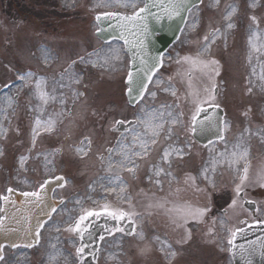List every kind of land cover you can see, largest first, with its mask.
I'll return each instance as SVG.
<instances>
[{"label": "rangeland", "instance_id": "obj_1", "mask_svg": "<svg viewBox=\"0 0 264 264\" xmlns=\"http://www.w3.org/2000/svg\"><path fill=\"white\" fill-rule=\"evenodd\" d=\"M130 2L135 3L136 7L121 6L123 3H129V0H0V195L5 194L9 187L29 189L39 185L45 177L56 175L62 162L55 149L63 145L71 149L66 152L68 157L65 158L81 163L79 169L82 167L83 169L79 174H85L88 159L79 160L80 153L72 144L78 143L85 136L104 143L106 135L113 131L110 130L112 124L120 119H136L139 125L133 129L136 131L140 129L143 133L144 125L139 123V117L143 115L141 109H158L162 102H168V98L172 96L173 88L168 83L169 76L173 74L172 60L192 52H196L197 55H208L212 51V55L219 56L220 47L217 45L219 35L213 38L214 42L209 43L211 49L206 50L203 38L206 35L210 36V30L215 31L220 26L217 20L220 17V8L228 13L231 7L227 2L222 4L220 0H206L201 7L194 10L184 40L182 39L166 58L165 71L154 78L145 103L140 104L138 109H129L124 98L128 61L123 58V49L115 42L102 44L97 41L94 33L97 29L95 22L97 14L107 11L131 13L141 5L139 0ZM200 25L207 27L202 34L197 29ZM188 38L189 45L186 41ZM192 44L196 46V50H192ZM230 47L231 44L225 49ZM110 49L118 50L119 58L105 63V57ZM246 51L249 55L247 58L244 56L241 64L245 78L238 88H234L233 84L230 86L233 88L232 91L242 96L251 89L257 94L258 99L261 95L264 101V76L260 72L261 68L264 71V61L261 67H257L255 62L261 61L250 56V53L254 55L256 53L249 51L247 46ZM230 52L225 53L224 71L225 75L229 74V82L232 83L233 77L230 74L239 75L240 71L234 61L237 56L229 58ZM93 53L98 55H89ZM46 55L50 57L47 60ZM81 57L84 58L83 61ZM65 69H69L71 79L66 77L61 81V74ZM27 72H32L34 76L26 84L18 79V76ZM37 78H44V91L49 96H55V101L49 99L45 104L37 97L35 94ZM10 82L14 83L12 88L1 92ZM61 83L65 87H60ZM221 85L224 88L226 83ZM152 92L156 93L155 97L151 96ZM80 93L82 95H79ZM9 98L12 101L11 106L8 104ZM61 100L64 103H61ZM224 101L229 106H234L236 102L228 98ZM72 102H75L73 106ZM70 109L73 110V114L67 119L65 116L67 117ZM255 109L259 111V107ZM234 110L236 111L232 108L233 114ZM37 118L41 119L42 126L34 137L33 129L36 128ZM49 118L55 123L51 131H46L44 122ZM256 119L260 120L258 117ZM230 122L233 124L237 121ZM15 124L25 129L22 130ZM167 126L168 123L164 129ZM21 157L27 158L23 167ZM222 165L224 164L220 163V168H226ZM167 181L169 186L177 183L176 178H169ZM201 182L208 190L194 194L196 199H203L206 192L222 194L221 190H216L221 184L219 177L202 179ZM221 186H224V183ZM152 187L155 191L160 190L154 181ZM49 227L48 234H54L56 227L52 225ZM59 227L58 225L57 228ZM13 253L7 251L4 264H23L22 259L15 257L16 253ZM220 257L227 260L221 251Z\"/></svg>", "mask_w": 264, "mask_h": 264}, {"label": "flooded vegetation", "instance_id": "obj_2", "mask_svg": "<svg viewBox=\"0 0 264 264\" xmlns=\"http://www.w3.org/2000/svg\"><path fill=\"white\" fill-rule=\"evenodd\" d=\"M233 4L231 7L235 8V12L232 19L230 21L227 19L225 22L224 19L220 18V35L224 34L226 40H229L233 34L235 36H241L242 34V37L247 39L250 38L249 35L252 34L253 36L255 33L254 42L264 48V0H233ZM253 17L255 21L252 19ZM228 23H232L233 27L228 28ZM227 42L230 43L229 41ZM192 61L194 60L192 59L190 63L193 66L189 68L190 72L185 76L186 81H184L188 99L185 108L189 109L187 114L188 122L182 124L181 131L184 132L183 139L190 148L185 152L186 158L191 153L192 156L197 157L198 164L195 171L197 174H201L202 168L208 170V145H202L195 139L191 120L193 115L197 117L198 112H196L197 105L193 101H202V98L206 97L207 99L209 95L215 94L214 91L211 92L206 89L209 83L213 84L216 81L217 76L220 77V70L214 74V71L209 69L212 66V62L208 60L199 59L195 63ZM195 79L199 81L203 79L208 82H201L203 85L201 90L199 91L198 86H196L197 91H195L193 90L194 85L191 84ZM209 92L211 94L206 96L205 93ZM212 101L215 102L216 99ZM194 105L195 108L193 107ZM194 109L195 113H191V110L193 111ZM108 149H118V142L106 148L107 155L95 154L98 161L93 163V167L97 169L98 174L91 179L85 194L80 189H75L72 193L63 194L64 214L66 213L67 216L73 215V210H79L81 213L77 217H80L85 210L102 211L104 204H108L110 210L121 209L129 213L130 216L122 221L113 220L106 214H102L98 218H90L88 223L92 224L98 221V226L102 231L100 234L109 238H112L117 232L115 231L116 227L122 226L129 219L133 223L135 218L138 217L137 220L140 219L143 229L138 226V232L136 233L137 235L142 232V235L136 239L139 256L135 264H145L146 261L153 262L148 264H226L220 257V251L225 254L226 245L228 246V241L232 238L231 232L236 231V229L246 225V223L248 225L256 222L259 216L262 217V211L264 212V186H262L264 185V173L260 175L257 183L248 177L244 185L243 199H237V205L229 207L232 200L236 198L235 187L232 189V193H229V189H227L228 192L224 195L228 199H224L223 202H220L219 192H216L214 196H212V193L206 192L203 199L194 198L192 194L204 193L208 190L205 186H185L182 188L176 185H168L167 187L156 186L160 190L155 192L152 187H145L143 159L133 157L137 164L134 178L131 172L125 168H120L118 165H115L111 171L108 169ZM138 149L139 146H137ZM99 150V148H95L93 152H98ZM88 152H92L91 145L90 148L88 147ZM218 152L220 155V149ZM101 156L105 159L101 160ZM121 158L118 151H113V161H119ZM184 173L190 174V177L193 175L191 169L185 170ZM113 176H119L120 180L123 181L121 187L124 188V191H121L120 187H116L115 191L110 190L115 185H109L106 178ZM220 188L218 187L216 190L218 191ZM178 190L184 191L191 203L178 205L177 201H174ZM203 209H207L203 216L198 214L189 215V212L197 213V210ZM108 229L112 230L111 234L107 231ZM130 232L133 234V230ZM132 234L129 235L127 232L125 236L120 238L124 246L121 252L123 264H134L129 262L134 252L133 246L125 242L129 240ZM58 238L67 242L72 241L74 256L78 257L76 248L80 246V240L75 233H62ZM48 248L50 251L54 249L53 241H51ZM209 248H211L210 254L207 253ZM87 250L88 247L84 253ZM228 257L230 258L229 254ZM80 261L78 257L76 263L80 264Z\"/></svg>", "mask_w": 264, "mask_h": 264}, {"label": "snow or ice", "instance_id": "obj_3", "mask_svg": "<svg viewBox=\"0 0 264 264\" xmlns=\"http://www.w3.org/2000/svg\"><path fill=\"white\" fill-rule=\"evenodd\" d=\"M190 0H168V3L165 4L164 0H145L144 3V7L139 8L137 12H135L133 15L131 16H124L121 15L119 13H115V12H106L103 15L107 16V17H118L120 23H121V28L125 27L124 22L126 21H143L146 19L145 16H142V13H147L149 15H153L155 16V18L159 21L161 19V16H158L154 13H151L150 9L153 7H160L163 14L165 16H167V18L169 20L174 19L175 17H179L181 15V13L185 12V11H190L191 9L188 7ZM121 6L123 7H128L131 6L133 8L136 7L135 3H131L129 0V3H123ZM231 7V6H230ZM235 12V8H232L230 12L226 13L225 19H230L231 15ZM100 19V16H97V20ZM255 21V18H252ZM228 28H232L233 25L232 23H228L227 24ZM144 30L145 32L147 31V25H144ZM219 30H215L211 33V36L214 38L217 34H218ZM121 36L123 37V33H121ZM254 37H256V34H253V37L249 38V43L252 46V48L254 50H258L256 44L254 43ZM204 40L206 42L205 44V49H207V47L209 46L210 42H214V39L212 41H210L209 36H205ZM130 42L125 39V44H129ZM137 48V51L132 53V59L133 61H139L140 65H142L143 67H141L140 69H138V73H142V76L140 75H134V73L132 71L128 72L127 75V92L128 94L131 96L133 92H136L137 95L139 96L140 99H143V95L144 92L147 89V83H145V79L148 82H151L152 80V76L155 74V72L158 70L159 67L162 66V58L160 56H148V53L144 47V41L140 40L138 44L134 45ZM91 55H98L96 53L93 54H89ZM50 57H48L47 55L45 56V59H49ZM119 58V51L118 50H114V49H110L109 50V54L105 57V63L108 62V60L111 59H118ZM185 61H190L192 60V58L190 57H184L183 58ZM81 60L83 61L84 58L81 57ZM151 61V63L149 62ZM179 62V61H178ZM193 63H195V61H192ZM75 63V62H73ZM212 63H216V61H212ZM34 74L32 72H27L23 75H19L18 79H20L21 81H24L26 84L28 81H31L33 79ZM69 78L71 79V74L69 73V69H65L64 73L61 74V81H63L65 78ZM78 82V81H77ZM60 87H65V85L63 83L60 84ZM45 88V80L44 78H37L35 80V94L37 95V97L43 101L45 104L48 102L49 99L55 101V96H49L48 93H46L44 91ZM167 91V89H165ZM249 91H251V89H249ZM79 95H82V93H80ZM156 93L152 92L151 96L155 97ZM172 95H175V91H172ZM214 95H209L207 97V99H205L204 101H199V100H194L193 102L197 105L196 107V112H201L203 111V108L200 107V104L203 103H209L210 101L214 100ZM61 103H64L63 100L60 101ZM11 98H9L8 100V104L9 106H11ZM216 107H218V105H216ZM171 106L169 105H161L160 109H152V110H148V109H141L143 115L141 117H139V123L144 125V132L141 133L140 131H136V130H132L131 131V135L133 137L132 139V145L129 146L127 144L123 143V139L121 141H118V149H108V160H109V164H108V169L111 171L112 168L115 165H118L120 168H125L127 169L129 172H131L133 174V177L135 178V169L137 167V164L135 162V160L133 159V157H138L140 159H143L145 156H147V154L149 153V151L151 150L150 145L151 144H156L158 141V137L160 135V133L162 131H164V126L166 123H170V124H176L179 122L178 118L173 116L172 111L170 110ZM167 110V111H166ZM167 117V119H166ZM196 120V116L193 115V121ZM211 122V120H210ZM55 121L52 120L51 118H49L46 122H44V130L46 131H51L52 127L54 126ZM117 125H120L122 123H124L123 121H117L116 122ZM129 124L133 123V122H128ZM35 124H36V128L33 129V135L35 137V135L38 134V129L42 126V122L40 118H37L35 120ZM203 127V125H202ZM228 125L225 123L223 128H219V132L221 133L219 135V139L223 140L224 136H223V129L227 128ZM193 131H195V128L192 129ZM168 136L170 137L172 134V129L171 127L168 128L167 130ZM147 137V138H145ZM137 142H139V149L137 150L136 145ZM33 144H35V139H33ZM87 144L90 148L91 145V141L88 140L87 138H85V140L81 141V146L77 149V152L79 153H83L84 155H86L87 153L84 150V145ZM113 151H118V154L122 157L119 161H113L112 160V153ZM177 155H183V152L181 149H175ZM170 150L169 149H165L162 159L164 161H167L169 155H170ZM222 156H224L226 158V160L229 162V164L231 165V163L236 162L239 159H244L247 156V150L246 149H242L240 147V145H236L234 146V150L230 153H228L227 151L223 154H221ZM26 157H21V167L24 166V163L26 162ZM101 160L105 159L103 156L100 157ZM130 165V167H129ZM163 171L162 168H157L155 174L157 176L160 175V173ZM207 169L204 170L205 173H207ZM214 171V169H213ZM248 166L245 165L244 168L242 169V174L239 177V182L236 184L235 186V196L236 198H234L231 202V204L229 205V207H235L237 205V199L242 200L243 199V192H244V185L245 182L248 179ZM167 175H171L170 173H167ZM106 179H108L109 185H115V187H111V191H115L116 187H120L121 191H124V188L121 187V185L123 184V181L120 180L119 176H113V177H107ZM193 179L194 178H190ZM205 179H210L208 175L205 174ZM55 181L60 182V186H63V177H55L54 178ZM52 181H45L44 184L40 185L41 189L45 188L46 184L51 183ZM157 183H159V181H157ZM264 186V185H262ZM14 189L12 188H8L6 189V192L8 193L7 195H0V200L4 201V202H9L10 201V195L13 193ZM21 195H23L25 198H29V202H42L43 200V196L41 191H25L22 192ZM0 211H2V209H0ZM56 209L55 207L51 208V212H55ZM207 211V209H203V210H197V213H191L189 212V215H200L203 216L204 212ZM102 214H106L107 216L111 217V219L116 220V221H122L125 218H128L130 216L129 213L124 212L121 209H109V205L108 204H104L102 206V211H95V210H85L84 213L75 221V223L73 225H69V227L66 229L69 232H73L75 233L79 240H80V246L76 248V253L77 256L79 258H83V254L85 252V249L88 247V243L87 241H90L93 239V233L89 231L90 228V224H86V221H89L90 218H98L100 217ZM47 215H49L50 218V213H47ZM3 217H0V228L3 227ZM44 225L43 223H38L37 224V232L36 235L38 237L39 235V228H42ZM109 232V234H111L112 230L108 229L107 230ZM115 231H120V232H124L125 229L122 227H116ZM243 229H236V231L231 232V239H229L228 243L229 245H234V240L236 237L237 232H242ZM129 235H131L132 233L129 232ZM104 237L101 235L100 236V240H103ZM16 245L14 244L13 247H15ZM26 247H32V245L29 243L26 245ZM174 255V253H173ZM262 255H264V253H262ZM0 259H3V256L0 255ZM52 260H55V257H51ZM248 264H251V261H248Z\"/></svg>", "mask_w": 264, "mask_h": 264}, {"label": "water", "instance_id": "obj_4", "mask_svg": "<svg viewBox=\"0 0 264 264\" xmlns=\"http://www.w3.org/2000/svg\"><path fill=\"white\" fill-rule=\"evenodd\" d=\"M195 2V0H190L188 7L190 8ZM164 3L167 4L168 0H164ZM150 11L161 16V19L158 21L155 16L142 13L141 15L146 17L145 20L126 21L124 28H121L118 17L100 16L97 35L103 40L117 38L124 43L127 39L130 43L125 45L131 57L132 53L137 51L134 45L138 44L140 40L144 41V47L149 57L160 56L161 52L176 39L187 11L172 20L163 14L160 7H153ZM144 25H147L146 32ZM121 33H123V37ZM157 33L161 34L162 37L158 39ZM149 62L151 63V61ZM131 67L134 75L142 76V73H138V69L143 66L138 60L134 62L132 59ZM145 83H148L146 79ZM128 97L132 103L140 99L136 92H133L131 96L128 94ZM55 185L56 183H49L42 189V202H29V198L17 193H12L10 201L4 202L3 213L5 218L3 219V227L0 228V255H2L1 250L5 244L9 246L14 244L27 245L36 240L37 224L43 223L49 216L47 213H51V208H53L50 194ZM254 231L257 233L258 230ZM256 251H260V248L256 247Z\"/></svg>", "mask_w": 264, "mask_h": 264}]
</instances>
